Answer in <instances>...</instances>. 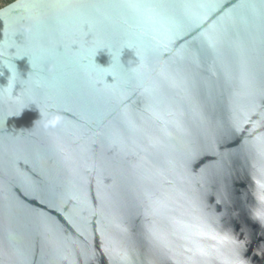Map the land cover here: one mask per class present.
Here are the masks:
<instances>
[{"label": "water", "instance_id": "obj_1", "mask_svg": "<svg viewBox=\"0 0 264 264\" xmlns=\"http://www.w3.org/2000/svg\"><path fill=\"white\" fill-rule=\"evenodd\" d=\"M0 264H264V0L0 9Z\"/></svg>", "mask_w": 264, "mask_h": 264}, {"label": "built area", "instance_id": "obj_2", "mask_svg": "<svg viewBox=\"0 0 264 264\" xmlns=\"http://www.w3.org/2000/svg\"><path fill=\"white\" fill-rule=\"evenodd\" d=\"M12 1L10 0H0V9L4 8L8 4H10Z\"/></svg>", "mask_w": 264, "mask_h": 264}, {"label": "trees", "instance_id": "obj_3", "mask_svg": "<svg viewBox=\"0 0 264 264\" xmlns=\"http://www.w3.org/2000/svg\"><path fill=\"white\" fill-rule=\"evenodd\" d=\"M10 1H12V2H13V1H15V0H10Z\"/></svg>", "mask_w": 264, "mask_h": 264}]
</instances>
